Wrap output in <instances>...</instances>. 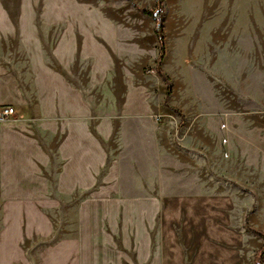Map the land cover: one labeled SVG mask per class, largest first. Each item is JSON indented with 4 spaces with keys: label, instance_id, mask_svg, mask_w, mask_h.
I'll use <instances>...</instances> for the list:
<instances>
[{
    "label": "crops",
    "instance_id": "crops-1",
    "mask_svg": "<svg viewBox=\"0 0 264 264\" xmlns=\"http://www.w3.org/2000/svg\"><path fill=\"white\" fill-rule=\"evenodd\" d=\"M121 31L98 1L0 0V108H14L0 118V264H256L247 223L264 230V193L251 218L203 193L201 173L198 191L170 187L167 95ZM251 121L210 111L203 128L264 176Z\"/></svg>",
    "mask_w": 264,
    "mask_h": 264
},
{
    "label": "rangeland",
    "instance_id": "rangeland-1",
    "mask_svg": "<svg viewBox=\"0 0 264 264\" xmlns=\"http://www.w3.org/2000/svg\"><path fill=\"white\" fill-rule=\"evenodd\" d=\"M94 1L122 28L123 46L137 55L155 96L167 95L169 115L161 114L160 122L169 126L181 167L172 171L170 187L198 191L201 173L203 193L230 195L257 216L264 176L231 155L224 136L215 149L203 121L210 111L224 116L234 110L264 122V0ZM160 38L166 56L158 65ZM220 126L228 129L225 120Z\"/></svg>",
    "mask_w": 264,
    "mask_h": 264
},
{
    "label": "trees",
    "instance_id": "trees-1",
    "mask_svg": "<svg viewBox=\"0 0 264 264\" xmlns=\"http://www.w3.org/2000/svg\"><path fill=\"white\" fill-rule=\"evenodd\" d=\"M139 11L143 12L146 15H153V10L139 9ZM160 45H161L160 56L157 60L158 65L162 64V62L166 56V45H165L164 38H160ZM170 92H171V89L169 90V93ZM248 227L250 228L251 231H253V233L259 235L264 240V231H262L260 229H256V228L252 227L251 225H248ZM255 261H256V264H264V243L261 246V248L258 250L256 257H255Z\"/></svg>",
    "mask_w": 264,
    "mask_h": 264
},
{
    "label": "built area",
    "instance_id": "built-area-1",
    "mask_svg": "<svg viewBox=\"0 0 264 264\" xmlns=\"http://www.w3.org/2000/svg\"><path fill=\"white\" fill-rule=\"evenodd\" d=\"M14 113V108L12 106H2L0 108V118H6Z\"/></svg>",
    "mask_w": 264,
    "mask_h": 264
}]
</instances>
